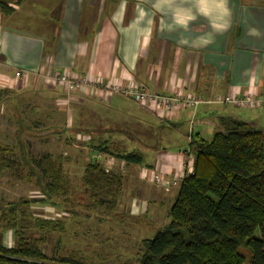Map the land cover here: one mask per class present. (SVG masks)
I'll list each match as a JSON object with an SVG mask.
<instances>
[{
  "label": "crops",
  "instance_id": "crops-1",
  "mask_svg": "<svg viewBox=\"0 0 264 264\" xmlns=\"http://www.w3.org/2000/svg\"><path fill=\"white\" fill-rule=\"evenodd\" d=\"M37 7L43 9V19L34 14ZM21 71L27 76H18ZM43 72L90 75L159 95L180 91L203 101L229 94L260 97L264 95V0H21L11 13L0 14V117L4 123L11 124L13 109L20 115L24 111L40 117L33 123L35 131L61 128L64 106L72 104L74 118L86 119L74 137L84 136L89 146L104 144L110 151L117 150V143L122 149L120 143H125L109 138L107 132L126 126L125 132L138 134L144 143L143 153L133 152L141 157L139 164L115 159L112 172L122 175L123 191L114 214L128 217L119 218L122 225L123 219L157 216L163 203L171 208L179 187L164 191L141 181L140 167L157 169L166 178L181 171L180 153L189 148L190 110L165 123L121 95L67 96L60 86L47 85L39 76ZM103 108L118 113L101 118ZM249 113L230 105H200L193 140L209 141L222 116H237L263 129L264 107ZM119 114L122 124L114 120ZM50 120L53 123L48 125ZM96 155L95 151L92 156ZM136 190L150 191L153 198L139 201L132 197Z\"/></svg>",
  "mask_w": 264,
  "mask_h": 264
},
{
  "label": "trees",
  "instance_id": "trees-1",
  "mask_svg": "<svg viewBox=\"0 0 264 264\" xmlns=\"http://www.w3.org/2000/svg\"><path fill=\"white\" fill-rule=\"evenodd\" d=\"M20 1L0 0V14L11 13ZM19 148L42 198L0 202V264H88L79 255H62L59 238L50 258L42 252L46 235L65 232L59 219L34 218V227L45 236L25 237V209L36 203L57 206V199L67 201L63 197L70 181L60 163L47 155L34 162L40 170L35 173L32 158L21 144ZM93 149L126 164L141 162L136 153L119 154L104 144ZM189 149L192 173L179 186L168 223L153 238L141 241L137 264H264V131L237 116H222L212 138L193 140ZM11 153L0 147V172L18 170L20 164L4 156ZM82 185L94 208L106 215L115 212L123 191L120 173L105 172L90 157L83 167ZM6 232L13 233V247L3 244Z\"/></svg>",
  "mask_w": 264,
  "mask_h": 264
},
{
  "label": "rangeland",
  "instance_id": "rangeland-1",
  "mask_svg": "<svg viewBox=\"0 0 264 264\" xmlns=\"http://www.w3.org/2000/svg\"><path fill=\"white\" fill-rule=\"evenodd\" d=\"M33 10L35 11L34 14L40 19L45 17L42 8L37 7ZM73 108L72 104L64 106L62 115L65 123L63 125L60 123L61 118L60 114H58L62 129L58 126L40 132L35 131L33 123L41 121V118L33 113L28 112L26 115L23 111L20 115L18 110L10 109L13 119L10 125L7 124L8 121L4 123L5 119L0 117V147L11 149L12 153L9 155L4 154V156L8 160L16 161L20 164L16 173L9 170L0 172V202L17 201L19 199H41L42 195L37 185L36 176L29 173V163L21 161L22 154L19 145L21 144L24 152L32 158L35 173H40V170L34 165V162L47 155L60 163L61 168L70 181L69 189L63 197L67 201L61 202V200L57 199L54 200L58 201L57 206L48 203H36L27 207L25 209L26 216L24 215L23 217L24 225L27 227L25 237L32 239L45 236L44 233L34 227V218L59 219L65 224V232L60 234L54 232L46 235V241L41 245V248L47 258L51 257L54 243L59 238L61 240L60 252L62 255H69L70 253L77 256L80 255L88 264H137L141 254V241L153 238L168 223L167 214L170 204L163 203L159 214L155 215L156 217L152 214V216L134 217L132 221L123 219L122 223L125 222V225L119 224V218L125 217L127 219L126 215L120 213L106 215L100 209L94 208L91 205L88 193L82 185V169L96 150L94 151V147L86 143V139H83L84 136H80V140H76V136L74 137V134L82 131L80 127L86 123L82 120L86 119L82 117L81 120H76ZM100 110L101 118H105V115L108 116L110 113H118L108 108ZM80 111V108H77L76 113L78 114ZM247 111L251 114L253 110L247 109ZM119 116L120 114L115 117V123H124L118 120ZM244 118L248 119L247 117ZM52 123V120L47 122L48 125ZM260 123L264 131V121L261 120ZM78 125L79 128H77ZM65 126L66 130L64 131ZM252 127L261 129L256 124H252ZM125 128L127 127L121 126L120 129L107 132L109 138L117 137L118 139H123L122 142L125 143H120V145H123L122 149L119 148V143L115 144L118 147L114 152L119 154L128 152L143 153L141 148L144 143L138 139V134L127 133L124 131L127 130ZM14 130L15 133H13ZM138 132L141 133L142 130L138 129ZM98 135L100 133L94 136ZM134 140L136 144L134 149H132L131 146L134 145ZM150 141L148 140L149 143ZM96 142L93 139L94 145ZM146 159L147 157H144V162ZM29 175L31 176L30 179L28 178ZM139 179H142L141 176ZM44 181L47 180L45 179ZM132 194V197L137 198L139 201L153 198L152 193L147 190L145 192L136 190ZM134 223L138 224L137 227ZM3 244L6 247L15 245L12 232L3 234ZM244 254L248 256L247 252H244Z\"/></svg>",
  "mask_w": 264,
  "mask_h": 264
},
{
  "label": "built area",
  "instance_id": "built-area-1",
  "mask_svg": "<svg viewBox=\"0 0 264 264\" xmlns=\"http://www.w3.org/2000/svg\"><path fill=\"white\" fill-rule=\"evenodd\" d=\"M18 76L26 77L27 72L21 71ZM42 80L47 85L60 86L63 92L69 96L73 94H86L90 96L107 97L110 95H121L122 97L130 100L139 107H142L154 115H156L161 121L168 123L169 121L178 118L182 111L190 110L192 117L189 122L188 133L186 139L188 144L193 141V133L195 128V114L200 105L203 104H221L230 105L239 109H260L264 107V95L258 97L253 95H245L238 97L235 95H225L223 97H217L210 101H203L199 97L194 95L185 94L180 91H176L171 95H159L152 93L144 88H140L137 85L119 86L112 83H107L101 79H95L90 75L72 77L64 72L40 73ZM77 139H81L80 135ZM183 156L179 173L174 174L170 178H166L157 169L140 167L141 178L151 184L160 186L164 191H169L172 187H179L185 175L192 173L193 154L188 148L180 153ZM91 158L96 159L102 166L105 172H112L116 163L115 159L106 154L98 153ZM89 160V159H88ZM124 169V163L119 164V171Z\"/></svg>",
  "mask_w": 264,
  "mask_h": 264
}]
</instances>
